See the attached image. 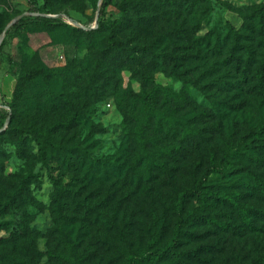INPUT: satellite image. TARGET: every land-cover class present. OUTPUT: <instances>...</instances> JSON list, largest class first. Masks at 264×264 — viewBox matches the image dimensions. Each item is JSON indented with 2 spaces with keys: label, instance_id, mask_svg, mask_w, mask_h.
Here are the masks:
<instances>
[{
  "label": "rangeland",
  "instance_id": "374dc122",
  "mask_svg": "<svg viewBox=\"0 0 264 264\" xmlns=\"http://www.w3.org/2000/svg\"><path fill=\"white\" fill-rule=\"evenodd\" d=\"M103 2L0 0L3 30L23 17H57L48 18L54 20L50 25L32 24L23 34H6L2 40L9 45L0 58V107L12 104L17 77L24 72L45 70L54 78L33 82L20 101L21 121L13 127L6 123L0 130V264H65L51 257L63 245L54 233L49 174L72 189L63 215L76 230L90 229L93 237L82 238L85 246L91 240L90 254L110 262L120 244L117 230L134 248L162 235L169 241L179 225L187 226L182 221L188 211L178 208L177 195L194 186L211 158L220 162L229 145L264 126V53L254 15L264 0H109L105 18L109 24L121 23L117 38L126 44L122 51L108 48L109 27L97 30ZM67 24L94 29L90 35L84 30L73 33ZM229 25L248 37L245 44L255 60L251 62L260 59V89L256 80L239 91L240 72L224 65L231 43L220 50L217 37L224 39ZM163 52L180 58L186 82L172 75V65L159 57ZM247 61L245 55L243 68ZM257 67L255 63L254 70ZM138 72L179 94L178 100L160 97V109L180 118L196 116V142L184 153L192 160L172 177L153 174L152 179L144 175L140 180L131 170L135 145L130 132L140 105L125 95L150 90ZM150 132L162 144L174 143L167 125L153 123ZM181 138L180 131L175 142ZM49 143L60 144L63 150L52 152ZM75 147L104 159V164L95 166L88 154L75 153ZM244 161L240 175L249 167L264 180V149ZM212 181L215 193H236L251 209L264 213V202L240 188L236 191L232 178ZM79 191L82 197L75 198ZM215 204L211 219L188 229L205 238L193 240L182 234L183 261L249 264L264 256V219L252 216L244 222L229 204Z\"/></svg>",
  "mask_w": 264,
  "mask_h": 264
},
{
  "label": "trees",
  "instance_id": "16d2710c",
  "mask_svg": "<svg viewBox=\"0 0 264 264\" xmlns=\"http://www.w3.org/2000/svg\"><path fill=\"white\" fill-rule=\"evenodd\" d=\"M51 1L52 0H47L48 3ZM108 2L109 0H104L103 2V9L100 11V21L97 24V30L101 31L109 27L112 31V35L109 39L108 48L110 50L122 51V49H126V44L117 38V29L121 26V23L114 22L109 24L105 18L106 14L104 9ZM48 14L55 13L49 10ZM254 15L259 19V36L260 32L262 36L261 43L259 40V47L260 45L262 46L264 53V6L256 9ZM53 21L54 20L41 16L30 18L23 17L14 24L13 28L8 30L7 35L13 36L15 33L23 34L32 24L50 25ZM65 27L70 29L73 33L83 32L82 29L70 24L65 25ZM4 31L5 30L0 29V35H2ZM84 33L90 35L92 31L90 30ZM247 41L248 37L244 38L241 36L231 25H229V33L224 39L217 37V47H221L220 50L227 47L229 42L231 43V56L229 60L224 62V65L227 66V68H235L238 73L240 72L239 91L244 90V85L251 86L256 80L259 81L258 87L260 89V59L258 62H251L255 60L250 49L245 44ZM8 45V42H3L0 46V58L4 55ZM245 55L248 56V61L245 63L246 67L243 68V57ZM159 57L172 65V75H180L183 81H187L186 77H188V74H183V72L180 71L182 68L179 62L180 58H175V55L169 52H163L159 54ZM262 60L264 69V54ZM255 63L258 65L256 70L253 68ZM10 65L13 69V59H10ZM253 73H255L254 77ZM138 74L150 85V90L145 95L135 93H128L125 95L126 100L129 98L135 106L138 104L140 105L139 113L137 116H133L134 119L132 123L135 126L130 132V137L133 136V144L135 145V155L131 170L140 180L143 179L144 175H146L148 179H152L153 174L157 177H172L181 172L183 168H186L187 163L192 160L191 158L188 159L184 153H187V151H189V146H191L193 142H196L198 133L195 124L196 116L190 115L186 118H180L160 109L158 107L160 97L178 100L179 94L173 89L159 85L155 78L149 74L143 72H138ZM53 78L54 76L45 70H30L19 75L17 77V90L12 104L6 107L3 106L0 110V130L5 127L8 120L10 122V127H13L16 121H21V113L19 112L21 107L20 101L26 89L33 82L38 79L51 82ZM49 102L50 101L47 100L45 104L48 105ZM33 106L35 107V104H33ZM153 123L159 127L167 125L169 127V133L173 134L174 143L162 144V139L155 133L150 132ZM180 131L182 132V138L180 142L177 143L175 140ZM8 132L9 130H7V133ZM2 137L3 134L1 133L0 139ZM49 148L52 152L58 153L63 150L60 144L49 143ZM260 149H264V126H259L255 132L244 137L241 143L229 145L227 152L220 162L215 158H211L202 176L195 180L194 186L185 189L182 193L177 195L175 201L178 208L183 213L188 211V217L185 221H182V223L187 224V226L179 225L175 235L167 242L162 235L151 240L147 246H141L139 248L131 247L128 244L127 237L123 235V231L117 230V237L120 240V244L118 248L113 250L114 256H111L110 262H107L105 257L89 253V247H92V242L90 240L88 246H85V241H83L82 238L87 239L88 237H93L90 229L76 230L66 222L68 218H65L63 214L65 209H67L68 200L71 194H73V191L68 184L62 183L57 177L49 174V181L54 190L51 206L56 222L54 233L58 235V239L61 240V244L63 245V250L54 252L51 257L65 264H159L166 260L179 264H186L180 252L181 236L184 234L187 238L193 240L205 238L204 236L189 232L188 229L200 223H206L207 219H211V210L218 207L215 203H222V205L229 204L234 213H237L244 222H248L249 218L252 216L264 219V213L251 209L246 203L247 201L241 199L238 194L215 193L212 183L213 177H230L233 179L232 184L234 183L232 187L235 188L236 191L240 188L246 191L245 193L249 194V197H257L264 202V180L260 178V175L253 172L247 166H244L247 167L245 168L246 173L240 175V171L243 169L241 166L245 163V156L250 157ZM73 151L77 154H88L89 161L95 166L104 164V159L97 158L83 148L75 147ZM227 185H231V183ZM81 197V191L75 193V198ZM192 204H194V207L189 209V206ZM249 264H264V256L256 257Z\"/></svg>",
  "mask_w": 264,
  "mask_h": 264
},
{
  "label": "water",
  "instance_id": "95a60500",
  "mask_svg": "<svg viewBox=\"0 0 264 264\" xmlns=\"http://www.w3.org/2000/svg\"><path fill=\"white\" fill-rule=\"evenodd\" d=\"M47 17H48V18H57V17H53V16H47ZM99 18H100V10H99L98 13H97L96 22L99 21ZM21 19H22V18H20V20H21ZM18 21H19V20H18ZM18 21H17V22H18ZM17 22H15L14 24H16ZM76 27H78V28H80V29H82V30H84V31H90V30H93V29H94V28H88V27H86V26H84V25H82V24H77ZM8 30H9V27L6 28L5 31H4V33L2 34V36H1V40H0V46L2 45V40L5 38V36H6L7 32H8ZM8 123H9V120L7 121V125H8ZM0 133H1V131H0Z\"/></svg>",
  "mask_w": 264,
  "mask_h": 264
},
{
  "label": "built area",
  "instance_id": "2783aa9c",
  "mask_svg": "<svg viewBox=\"0 0 264 264\" xmlns=\"http://www.w3.org/2000/svg\"><path fill=\"white\" fill-rule=\"evenodd\" d=\"M2 109V107H0V110Z\"/></svg>",
  "mask_w": 264,
  "mask_h": 264
}]
</instances>
